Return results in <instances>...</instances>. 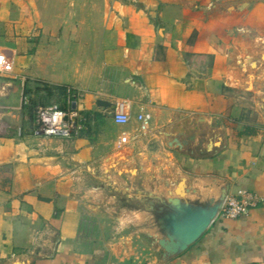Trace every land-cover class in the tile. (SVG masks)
Returning <instances> with one entry per match:
<instances>
[{
  "label": "crops",
  "instance_id": "obj_1",
  "mask_svg": "<svg viewBox=\"0 0 264 264\" xmlns=\"http://www.w3.org/2000/svg\"><path fill=\"white\" fill-rule=\"evenodd\" d=\"M0 52V264H264V0H0ZM55 85L81 92L78 135L19 121L24 90L63 106ZM116 167L156 192L182 174L190 194L228 183L258 202L161 262L129 201L148 189H111Z\"/></svg>",
  "mask_w": 264,
  "mask_h": 264
},
{
  "label": "water",
  "instance_id": "obj_2",
  "mask_svg": "<svg viewBox=\"0 0 264 264\" xmlns=\"http://www.w3.org/2000/svg\"><path fill=\"white\" fill-rule=\"evenodd\" d=\"M75 109L76 103L72 102ZM95 107L106 117L116 115V106L105 99H96ZM132 172L134 169L131 170ZM170 181L161 176L159 182L164 191L138 185L141 193H129L130 205L143 212L149 220L150 235L162 249L161 262L184 252L208 229L218 216L228 195V183L221 185L216 193L198 192L190 194L187 177L178 174Z\"/></svg>",
  "mask_w": 264,
  "mask_h": 264
},
{
  "label": "built area",
  "instance_id": "obj_3",
  "mask_svg": "<svg viewBox=\"0 0 264 264\" xmlns=\"http://www.w3.org/2000/svg\"><path fill=\"white\" fill-rule=\"evenodd\" d=\"M12 65L7 60L6 56L0 52V71L11 70ZM66 105L60 108L53 104L49 106L37 107L33 116L32 134L35 136H63L71 137L78 135L83 129L84 123L88 116L80 115L72 108L73 100L81 96L80 91H75L71 88L67 90ZM114 119L118 122H127L129 116L127 114L116 113ZM151 119L149 112H142L137 115L138 129L145 131L148 129V124ZM258 202L255 194L249 191H242L239 194H228L223 207L218 215L235 219L245 214L250 207H253Z\"/></svg>",
  "mask_w": 264,
  "mask_h": 264
},
{
  "label": "rangeland",
  "instance_id": "obj_4",
  "mask_svg": "<svg viewBox=\"0 0 264 264\" xmlns=\"http://www.w3.org/2000/svg\"><path fill=\"white\" fill-rule=\"evenodd\" d=\"M55 91V90H54ZM56 93V91H55ZM46 91L43 92H35L33 95H29L28 91L25 90L24 97L19 103L18 107V118L20 122H29L37 107L42 105V102L44 101L46 97ZM56 95V94H55ZM58 98L60 99L59 95ZM61 104V101L57 102ZM13 132V134H16V136H19L23 133L22 129H15L13 131H8V133ZM115 166V165H114ZM128 168H115V172H111L112 175L109 174L105 180H107V183L111 189H138V185L140 184L139 178H133V175H135L134 172H132L131 176L128 175ZM130 172V171H129ZM6 175L9 174V169L7 168V171H5ZM11 179L7 177H4L2 179L3 185L10 184Z\"/></svg>",
  "mask_w": 264,
  "mask_h": 264
},
{
  "label": "trees",
  "instance_id": "obj_5",
  "mask_svg": "<svg viewBox=\"0 0 264 264\" xmlns=\"http://www.w3.org/2000/svg\"><path fill=\"white\" fill-rule=\"evenodd\" d=\"M53 88L55 89V91H57V93L59 94V96L61 95H64L65 98L67 97L68 93H67V90H68V87L67 86H64V85H55L53 86ZM25 92V90H24ZM52 93V91L49 89V88H46V94L47 96H49L50 94ZM48 104V101L47 99H44V101L42 102V105L41 106H48L46 105ZM57 105V104H56ZM66 105V100H65V104L62 106V105H58L60 108H64ZM85 117L88 116V114H84Z\"/></svg>",
  "mask_w": 264,
  "mask_h": 264
}]
</instances>
